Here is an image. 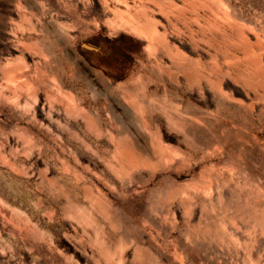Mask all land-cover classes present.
I'll use <instances>...</instances> for the list:
<instances>
[{
  "label": "rangeland",
  "instance_id": "obj_1",
  "mask_svg": "<svg viewBox=\"0 0 264 264\" xmlns=\"http://www.w3.org/2000/svg\"><path fill=\"white\" fill-rule=\"evenodd\" d=\"M263 86L264 0H0V264H264Z\"/></svg>",
  "mask_w": 264,
  "mask_h": 264
},
{
  "label": "bare ground",
  "instance_id": "obj_2",
  "mask_svg": "<svg viewBox=\"0 0 264 264\" xmlns=\"http://www.w3.org/2000/svg\"><path fill=\"white\" fill-rule=\"evenodd\" d=\"M227 1V0H226ZM218 3V2H217ZM227 3V2H226ZM222 4V3H221ZM224 4H225V1H224ZM144 5V4H143ZM228 5H229V1H228ZM228 5H226V6H228ZM146 6V5H145ZM230 6V5H229ZM146 9L143 7L142 8V11H139V10H135L134 12H133V10H131V9H129L128 11H125V10H123L122 11V18H121V21H123V22H125V23H128V24H131V26L132 27H134L136 30H138V31H140V32H145V33H148V35L150 36V47L151 48H153V49H156L157 48V45H158V40H159V38H160V36H159V32H158V30H157V28H156V26L154 25V23H152L151 22V20H149V18H147L145 15H143L141 12H146L145 11ZM220 10V9H219ZM232 10V9H231ZM221 11H223V10H221ZM213 21V20H212ZM214 24V23H213ZM163 41V40H162ZM246 42H248V41H246ZM164 47V46H163ZM171 47V46H170ZM150 49V48H149ZM171 49H172V47H171ZM158 51V50H157ZM156 51V52H157ZM170 53H172V52H170ZM176 53V52H175ZM175 53H173L174 55H175ZM248 54V53H247ZM249 54H250V52H249ZM180 55H181V53H180ZM229 55H230V53H229ZM234 56V55H233ZM236 56H238V54L236 55ZM240 56V55H239ZM176 57V60H178L177 59V55L175 56ZM174 57V58H175ZM186 57V56H185ZM184 57V58H185ZM251 57H253V56H251ZM227 58H229V57H227ZM234 58H236L235 56H234ZM255 59H257V58H254V60ZM261 59H262V57H261ZM182 60V59H181ZM231 60V59H230ZM229 60V61H230ZM237 60V59H236ZM236 60H234V61H236ZM241 60H243V58H241ZM260 60V59H259ZM189 61V60H188ZM190 61H192V64H193V60L191 59ZM237 61H239V60H237ZM246 61V60H245ZM248 61V60H247ZM250 61V60H249ZM249 61H248V63H249ZM260 61H262V60H260ZM240 62V61H239ZM238 62V63H239ZM254 62H256V63H259V61L257 62V61H253V63ZM213 63V62H212ZM237 63V62H236ZM263 63V62H262ZM195 64V63H194ZM193 64V65H194ZM200 64V63H199ZM240 64V63H239ZM187 65V64H186ZM185 65V66H186ZM190 65V63H188V65L187 66H189ZM192 65V66H193ZM242 65V64H241ZM250 65H251V63H250ZM185 66H183V69H188L189 67H186V68H184ZM191 66V65H190ZM191 66V67H192ZM197 66H198V64H197ZM218 67H219V65H217ZM231 66H233V65H231ZM230 66V67H231ZM238 66V65H237ZM246 66V65H245ZM259 66V65H258ZM190 67V68H191ZM215 67V66H214ZM213 67V68H214ZM194 68H195V66H194ZM197 68H200V67H197ZM220 68V67H219ZM237 68V67H236ZM196 69V68H195ZM239 69V68H238ZM197 70V69H196ZM219 70H221V69H219ZM244 70V69H243ZM185 71V70H184ZM194 72V70H191V72ZM216 71V70H215ZM245 71V70H244ZM249 71V70H248ZM252 71V70H251ZM200 71H198L197 73H199ZM209 72H211V71H209ZM240 72H241V70H240ZM195 73V72H194ZM193 73V74H194ZM197 73H195L194 75L196 76L197 75ZM202 73V72H201ZM204 73V72H203ZM202 73V74H203ZM255 73V72H254ZM212 74V73H211ZM256 74V73H255ZM257 74H258V72H257ZM256 74V75H257ZM28 75V74H27ZM188 75H189V73H188ZM193 75V76H194ZM199 75V74H198ZM197 75V76H198ZM201 75V74H200ZM243 75V74H242ZM190 76V75H189ZM196 76V77H197ZM202 76V75H201ZM207 76H208V74H207ZM246 76V75H245ZM25 77H27V76H25ZM204 77H206V76H204ZM239 77V76H238ZM198 78V77H197ZM196 78V79H197ZM209 78V77H208ZM210 78H212V77H210ZM240 78V77H239ZM246 78V77H245ZM244 78V79H245ZM249 78V77H248ZM212 80V79H211ZM208 81H210V79L208 80ZM213 81H215V80H213ZM20 82V81H19ZM29 82V81H28ZM216 82V81H215ZM52 83V82H51ZM19 84V83H18ZM59 84V83H58ZM57 84V85H58ZM217 84H219V83H217L216 82V86H217ZM221 84V83H220ZM15 85V84H14ZM56 85V84H55ZM60 85V84H59ZM215 85V84H214ZM17 86V85H16ZM30 86V85H29ZM62 86V85H61ZM222 86V85H221ZM19 87H20V85H19ZM18 87V88H19ZM223 87V86H222ZM264 87V86H263ZM17 88V87H16ZM58 88V87H57ZM59 88H60V86H59ZM15 90V89H14ZM60 90H61V88H60ZM63 90V89H62ZM60 92V91H59ZM224 92V91H223ZM13 93H16V92H13ZM57 94V93H56ZM36 95V94H35ZM75 95H73V97H74ZM71 97V96H70ZM69 98V97H68ZM127 100V99H126ZM131 101V100H130ZM73 102H74V100H73ZM75 102H76V100H75ZM72 103V102H71ZM126 103V102H125ZM78 104V103H77ZM75 106V105H74ZM81 107V106H80ZM131 107H132V105H131ZM182 113V112H181ZM191 120V119H190ZM196 121V120H195ZM196 123V122H195ZM95 129V128H94ZM115 138V137H114ZM133 138V137H132ZM135 142V141H134ZM131 144V143H130ZM133 144V143H132ZM125 145L124 147H122L121 148V150L124 152V155L131 161V162H135V163H141L142 161H143V159L138 155V151H137V148L135 147V144H133V145ZM145 157V156H144ZM121 168V167H120Z\"/></svg>",
  "mask_w": 264,
  "mask_h": 264
}]
</instances>
